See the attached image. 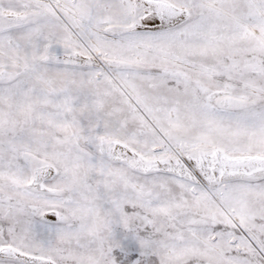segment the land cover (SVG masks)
<instances>
[{"label": "snow or ice", "instance_id": "obj_1", "mask_svg": "<svg viewBox=\"0 0 264 264\" xmlns=\"http://www.w3.org/2000/svg\"><path fill=\"white\" fill-rule=\"evenodd\" d=\"M0 264H264V0H0Z\"/></svg>", "mask_w": 264, "mask_h": 264}]
</instances>
